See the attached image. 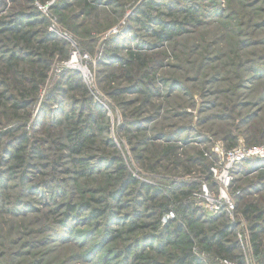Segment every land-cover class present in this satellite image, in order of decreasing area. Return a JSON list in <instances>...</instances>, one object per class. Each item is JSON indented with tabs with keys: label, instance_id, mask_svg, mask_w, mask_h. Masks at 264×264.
I'll return each instance as SVG.
<instances>
[{
	"label": "rangeland",
	"instance_id": "1",
	"mask_svg": "<svg viewBox=\"0 0 264 264\" xmlns=\"http://www.w3.org/2000/svg\"><path fill=\"white\" fill-rule=\"evenodd\" d=\"M0 22L31 36L0 32V264H219L200 238L221 227L259 263L264 214L242 209L264 211V0H0ZM176 195L193 224L154 208ZM169 221L177 244L156 237Z\"/></svg>",
	"mask_w": 264,
	"mask_h": 264
},
{
	"label": "trees",
	"instance_id": "2",
	"mask_svg": "<svg viewBox=\"0 0 264 264\" xmlns=\"http://www.w3.org/2000/svg\"><path fill=\"white\" fill-rule=\"evenodd\" d=\"M64 6V5H63ZM147 8H150L151 6H147ZM144 16L148 19H150V17L147 15V13L143 12ZM189 17L193 20V22H195L196 24H198L200 21L196 18V15L192 12H190ZM31 20L29 19L27 22H25L26 25H30ZM14 23H18V24H22V19L18 20H14ZM11 23H5V22H0V26L2 27L0 32H5V31H9V32H14V34H20V37L23 38L25 40L26 43H29L31 40V36L29 34L28 31H23L20 27H17L15 25H10ZM180 26L181 29H183L182 23L178 24ZM25 26V25H24ZM172 34V28L169 29V31L167 30H163L158 32L159 38H163V37H170ZM42 43H46L47 42V38L43 41H41ZM52 45L54 46L55 44L53 42H51ZM51 45V44H49ZM47 52H49V54H51V56H53L55 53L54 51H50L48 50ZM18 57H16L14 55V53L11 55L9 61L12 60H17ZM138 57H136V61L134 62L135 65H143V62H140L139 60H137ZM8 65H13L12 62H9ZM43 65L44 67H47L48 65V60L45 59L43 60ZM9 72H16L15 67L12 66V68L8 69ZM40 75H42L41 73H39ZM86 121V120H85ZM92 137V134L90 133L89 128L85 127L82 129H78V131L76 133L73 134V145H72V151L74 153H80L83 149V147L90 142ZM25 149V148H24ZM21 146H17L16 152L13 153V158L20 164H18L19 166L22 165L24 162L23 160V155H21V150H24ZM125 185L127 184V186H129L130 184H135L136 180L134 178H132L131 176H127L125 177ZM126 188V187H125ZM125 188H122V190H124ZM176 188H180V186L176 187ZM175 188V189H176ZM193 188V187H192ZM145 189L148 190V186H145ZM183 189H176L177 192H183L185 195H189V191H182ZM115 193V192H114ZM161 199H163V201H159L156 204H154V208L156 210H158L160 212V215L162 216L163 214L167 213L170 210H174V211H178L181 215V217H183L184 219L187 220V224L191 225L194 223L195 218H193L192 215H188L186 214L187 207L188 205H182L181 203L175 208L173 209L172 207H174V205L178 202H180L181 198H178L177 195L176 197H166V196H160ZM105 205L103 208L98 209L99 214L105 215L106 211L109 209V207H111L109 201H106V198L104 200ZM74 207L67 205V209L68 210H73ZM194 212V211H193ZM242 212L245 213L246 215L250 216V217H255L256 219H260L262 217V215L264 214V211H262V208H259L256 204L254 203H247L246 206H244V208L242 209ZM191 214H193L192 212H190ZM216 220V218L214 219H210L209 222L210 223H214ZM217 221V220H216ZM140 226L137 225L134 221L130 223L129 225V231L133 232L135 230H137ZM223 227H225V225H223ZM180 225L179 223H175L174 221H169L167 223V225H165V227H163L160 232L156 235V237H158L159 242H165V243H174L177 244L176 241L177 237L180 236L179 232H180ZM227 228H219L217 230H215V235L211 236V237H201L200 240L203 244H205L206 247H213L216 250V253L218 255H220V258H224V259H228L231 261H234L236 263H239V260L241 259V257L239 256H231L230 255V250L229 248H227L223 242H224V238L226 237L227 233H228V229ZM114 230L111 229H107V233L113 238H117L119 235L118 233H114ZM258 235L257 233H254L253 235V246H254V251H255V255L257 257H259V263H263L264 264V253L261 254V247H262V242L260 241V239H258ZM178 252H180V250H178ZM179 257H177V259H179V261L185 262L186 264H193V258L192 256L188 253H186L184 250L181 251V254L178 255ZM240 258V259H239ZM236 259V260H235ZM258 263V264H259Z\"/></svg>",
	"mask_w": 264,
	"mask_h": 264
},
{
	"label": "built area",
	"instance_id": "3",
	"mask_svg": "<svg viewBox=\"0 0 264 264\" xmlns=\"http://www.w3.org/2000/svg\"><path fill=\"white\" fill-rule=\"evenodd\" d=\"M261 148H262V147H261ZM261 148H260L259 150H257L256 152L253 153V151H252V152L249 153V154H258V153H259L260 156H264V154L261 152ZM253 149H256V148H253ZM246 154H247V153H246ZM243 155H244V154H243ZM243 155H242V156H243ZM227 156H228V158L231 159V160H239L240 157H241V155H238V154H237V151H229L228 154H227ZM170 215H171V213H170ZM219 264H236V263H234V262L231 261V260H228V259H224V258H222V259H220ZM251 264H258V263L253 262V263H251Z\"/></svg>",
	"mask_w": 264,
	"mask_h": 264
}]
</instances>
